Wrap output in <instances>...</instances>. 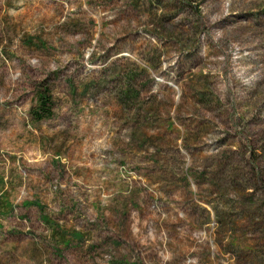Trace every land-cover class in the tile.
Returning a JSON list of instances; mask_svg holds the SVG:
<instances>
[{
    "label": "rangeland",
    "instance_id": "rangeland-1",
    "mask_svg": "<svg viewBox=\"0 0 264 264\" xmlns=\"http://www.w3.org/2000/svg\"><path fill=\"white\" fill-rule=\"evenodd\" d=\"M0 264H264V0H0Z\"/></svg>",
    "mask_w": 264,
    "mask_h": 264
},
{
    "label": "trees",
    "instance_id": "trees-1",
    "mask_svg": "<svg viewBox=\"0 0 264 264\" xmlns=\"http://www.w3.org/2000/svg\"><path fill=\"white\" fill-rule=\"evenodd\" d=\"M49 93L48 89L40 91L37 98V105L32 109L34 120L42 121L53 116V104Z\"/></svg>",
    "mask_w": 264,
    "mask_h": 264
}]
</instances>
